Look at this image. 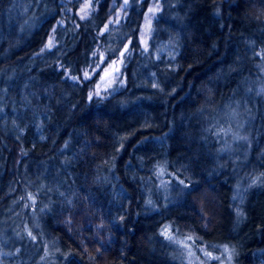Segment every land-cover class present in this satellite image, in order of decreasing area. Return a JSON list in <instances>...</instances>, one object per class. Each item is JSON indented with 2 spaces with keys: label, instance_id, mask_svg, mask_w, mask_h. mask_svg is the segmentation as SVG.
<instances>
[{
  "label": "trees",
  "instance_id": "trees-1",
  "mask_svg": "<svg viewBox=\"0 0 264 264\" xmlns=\"http://www.w3.org/2000/svg\"><path fill=\"white\" fill-rule=\"evenodd\" d=\"M122 57L99 91L93 67ZM234 105L241 152L216 128ZM161 168L185 183L168 205ZM262 177L264 0H0V264H185L167 224L264 264L262 194L244 245L218 239Z\"/></svg>",
  "mask_w": 264,
  "mask_h": 264
},
{
  "label": "rangeland",
  "instance_id": "rangeland-1",
  "mask_svg": "<svg viewBox=\"0 0 264 264\" xmlns=\"http://www.w3.org/2000/svg\"><path fill=\"white\" fill-rule=\"evenodd\" d=\"M88 4L91 0H87ZM153 8L151 13L146 15L141 29V39L144 46H147L150 34L152 32V22L156 13ZM126 58L122 57L116 61L105 63L104 59H100L93 67V73L99 72L98 90L106 92L108 95L120 90L124 85L123 67ZM217 131L221 135V140L225 144L224 149L231 152L242 150L239 148L241 143L248 142V136L245 133V119L242 111L236 105L227 107L217 116ZM239 148V149H238ZM185 183L174 173L161 168L155 183L149 184V192L151 196L161 195L163 201L167 203L170 198L180 194L184 189ZM264 177L259 178L247 186L238 190L240 208L234 216L225 212V221L223 224V232L218 239L224 241H232L236 245H244L245 243V222L247 220L248 209L259 203L258 197L264 198ZM259 195H256V194ZM167 201V202H166ZM149 205L152 206L151 200ZM163 236L174 248L173 258L185 264H236L238 258L234 248L226 243H207L198 240L190 234L182 233L178 228H174L171 224H167L162 228Z\"/></svg>",
  "mask_w": 264,
  "mask_h": 264
},
{
  "label": "snow or ice",
  "instance_id": "snow-or-ice-1",
  "mask_svg": "<svg viewBox=\"0 0 264 264\" xmlns=\"http://www.w3.org/2000/svg\"><path fill=\"white\" fill-rule=\"evenodd\" d=\"M87 7V6H86ZM82 11H84V9H82ZM51 44H52V41H49V47L51 46ZM85 76H87V73H85Z\"/></svg>",
  "mask_w": 264,
  "mask_h": 264
}]
</instances>
